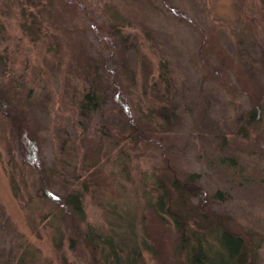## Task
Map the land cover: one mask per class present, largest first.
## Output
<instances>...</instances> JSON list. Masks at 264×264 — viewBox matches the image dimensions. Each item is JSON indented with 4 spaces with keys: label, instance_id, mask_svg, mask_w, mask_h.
I'll use <instances>...</instances> for the list:
<instances>
[{
    "label": "rangeland",
    "instance_id": "1",
    "mask_svg": "<svg viewBox=\"0 0 264 264\" xmlns=\"http://www.w3.org/2000/svg\"><path fill=\"white\" fill-rule=\"evenodd\" d=\"M43 1L51 7L30 15L0 0V83L29 112L31 150L26 159L0 112V264H102L89 228L137 264H186L180 231L155 211L162 192L189 238L215 245L217 228H230L264 264V1ZM159 61L172 83L160 103L148 88ZM87 63L102 103L83 118L73 98ZM133 117L151 131L133 133ZM71 188L84 210L75 231L51 200Z\"/></svg>",
    "mask_w": 264,
    "mask_h": 264
},
{
    "label": "trees",
    "instance_id": "2",
    "mask_svg": "<svg viewBox=\"0 0 264 264\" xmlns=\"http://www.w3.org/2000/svg\"><path fill=\"white\" fill-rule=\"evenodd\" d=\"M18 1L23 11H27V8L29 7H33V9L41 8L40 6H42L43 9L51 7L49 2L45 3L43 0ZM27 12V14L30 15L33 13L31 9ZM35 25L37 24L34 20L26 18L22 27L28 34H30L33 32V30H36L37 27H35ZM159 62L160 72L158 73V77L156 80H152V83L148 88H150L152 93L155 94L154 98H157L156 101L160 103L163 101H168L169 94L171 93L170 89L172 83L170 76L167 75V66L162 61ZM89 66L90 65L87 63L85 70L87 79L85 81V84H83L82 89L77 90L76 98H73V102L75 103V110L83 118H85V116L91 117L92 115H94L102 103V93L100 91V88H98L97 86L96 76L94 75L93 71H90ZM8 84L0 83V112L8 117L12 128H14L16 131L19 144L23 145L21 149V151L23 152V156H26V159H29V157H31V150L27 151L26 149V143L28 141L27 131H29L27 122L29 112H27V110L19 103H13L10 100V88H4V85ZM22 85H24V87L26 86L24 83ZM116 90H118V88L114 87L112 92V96L114 98H118L119 95V90ZM22 92L23 90H21L20 93ZM34 97H37V94H35ZM25 98L29 99L30 93L27 95L25 94ZM38 99L41 101L44 100L43 97H40ZM19 101L21 100L19 99ZM261 102L262 101L260 98L257 102L258 108L261 107L264 109V104L263 102ZM165 109V107H161V110ZM122 110H124V108ZM248 115L252 120L256 116H258L259 118L261 117L257 111L256 106L250 108ZM128 124V129H131V131L136 134L138 133L139 128L143 131H151L143 126L139 119H135L134 117L128 120ZM185 179L187 180V183H193L197 180V177H195L194 175H189ZM169 181H171V187L175 192H182L180 191V185L177 181H175L174 176L173 178H170ZM158 184L160 187L162 186L160 182ZM185 187H187V184ZM220 194L221 192H217L215 197H219ZM51 200H53L58 205V207L63 210L65 215L70 218L69 223L73 225L72 228L75 231V228L77 229L78 226L75 227L73 222L75 221L74 218L84 217L82 192L77 188H71V190L65 192L60 197L57 196ZM176 200L174 202H176ZM166 201V194L163 192L160 193L159 197L156 200L155 211L158 216H160V214L163 212L168 217H170L177 230L180 231L177 234V249L184 247L186 253V264H250L251 261L252 264H254V260L252 258L250 259L248 255L247 245L244 242V239L242 238V236L235 233L230 228H217V244L215 245L213 243H210L202 234L196 235V233H192L189 238L186 235L185 230H183L182 232L183 227L186 226V224L184 223L185 219L183 218V221L181 220V217L183 216L181 213L182 210L180 208H177V210L175 209V211H168L167 208H165ZM50 221H54L53 217L50 218ZM84 237L94 244L95 250L98 253V262L102 264H137V255H135L133 258L128 257L127 259H124L120 256L121 253L113 243L112 237L103 236L93 228H89L88 232H85ZM62 239L64 238L61 235H59L58 238L54 237V244L56 248H59L61 246ZM69 246L70 248H73V243L69 242Z\"/></svg>",
    "mask_w": 264,
    "mask_h": 264
}]
</instances>
